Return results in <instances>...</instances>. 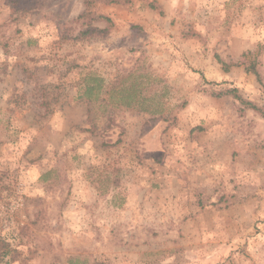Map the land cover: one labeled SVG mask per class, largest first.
I'll return each instance as SVG.
<instances>
[{
    "label": "rangeland",
    "instance_id": "374dc122",
    "mask_svg": "<svg viewBox=\"0 0 264 264\" xmlns=\"http://www.w3.org/2000/svg\"><path fill=\"white\" fill-rule=\"evenodd\" d=\"M254 106L264 0H0L1 264H264Z\"/></svg>",
    "mask_w": 264,
    "mask_h": 264
},
{
    "label": "trees",
    "instance_id": "16d2710c",
    "mask_svg": "<svg viewBox=\"0 0 264 264\" xmlns=\"http://www.w3.org/2000/svg\"><path fill=\"white\" fill-rule=\"evenodd\" d=\"M86 14V12L85 13H83L81 16H84ZM100 17H102V16H100ZM252 69V71L257 75V76H259V80L261 81V79H260V75H259V72L258 71H256L255 70V68L254 67H252L251 68ZM99 88H101V85H99ZM94 90V87H92V86H88L87 88H86V92L87 93H92V91ZM231 91H235V89L233 88V89H231ZM121 98H120V101L122 100H125L126 98H128V95H125V94H122V96H120ZM126 103V102H125ZM128 103V102H127ZM126 103V104H127ZM130 103H128V105H129ZM254 108H256V109H258L259 111H261L262 113H263V116H264V110L262 109V108H260V107H258V106H254ZM4 244V243H3ZM7 247H9V245L6 243V244H4V245H0V264H1V262L2 261H4V259H5V257H7V255L9 254V252H7L8 251V248ZM17 250H13V253H15ZM16 257L17 256H15V254L13 255H10V258H9V261L10 262H12V261H15L16 260ZM98 264H104L103 262H100V263H98Z\"/></svg>",
    "mask_w": 264,
    "mask_h": 264
}]
</instances>
